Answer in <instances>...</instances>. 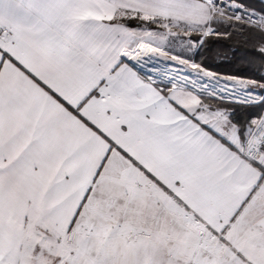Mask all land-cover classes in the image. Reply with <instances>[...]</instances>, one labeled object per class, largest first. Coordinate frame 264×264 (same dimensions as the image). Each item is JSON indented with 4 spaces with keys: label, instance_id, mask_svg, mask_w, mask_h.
<instances>
[{
    "label": "snow or ice",
    "instance_id": "1",
    "mask_svg": "<svg viewBox=\"0 0 264 264\" xmlns=\"http://www.w3.org/2000/svg\"><path fill=\"white\" fill-rule=\"evenodd\" d=\"M0 264H264V0H0Z\"/></svg>",
    "mask_w": 264,
    "mask_h": 264
},
{
    "label": "trees",
    "instance_id": "2",
    "mask_svg": "<svg viewBox=\"0 0 264 264\" xmlns=\"http://www.w3.org/2000/svg\"><path fill=\"white\" fill-rule=\"evenodd\" d=\"M252 3H259V0H251ZM225 42H219L214 45V51L215 50H224L227 51L226 48H224ZM230 55V53H229ZM216 63L220 65L219 69L220 71H234V70H243L247 69L248 66L245 63H242L240 61H237L235 64L230 63L227 60H224L223 58H219L216 60ZM244 74H249L248 72H244Z\"/></svg>",
    "mask_w": 264,
    "mask_h": 264
}]
</instances>
